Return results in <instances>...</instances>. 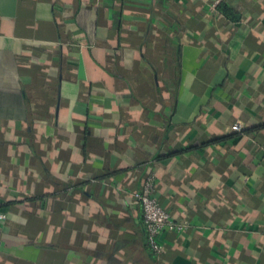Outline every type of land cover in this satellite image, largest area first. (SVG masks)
Masks as SVG:
<instances>
[{
    "label": "crops",
    "instance_id": "obj_1",
    "mask_svg": "<svg viewBox=\"0 0 264 264\" xmlns=\"http://www.w3.org/2000/svg\"><path fill=\"white\" fill-rule=\"evenodd\" d=\"M212 2L0 0V264H264V0Z\"/></svg>",
    "mask_w": 264,
    "mask_h": 264
},
{
    "label": "built area",
    "instance_id": "obj_2",
    "mask_svg": "<svg viewBox=\"0 0 264 264\" xmlns=\"http://www.w3.org/2000/svg\"><path fill=\"white\" fill-rule=\"evenodd\" d=\"M227 0H213L211 9L218 12L219 7ZM237 132L244 130L240 124L234 125ZM149 168L144 177L141 189L135 193V198L141 204L144 215V230L147 235V243L150 249L160 256L165 249L162 243V236L166 233L180 234L187 228L185 223L176 222L171 214L166 211L159 202L155 189V173ZM7 214L0 212V229L7 221Z\"/></svg>",
    "mask_w": 264,
    "mask_h": 264
},
{
    "label": "trees",
    "instance_id": "obj_3",
    "mask_svg": "<svg viewBox=\"0 0 264 264\" xmlns=\"http://www.w3.org/2000/svg\"><path fill=\"white\" fill-rule=\"evenodd\" d=\"M222 6V5H221ZM220 6V7H221ZM220 7H219V9H220ZM233 14H235V13H233ZM234 19H236L237 20V18H234ZM261 128H264V126H260V127H257V128H255L254 130L256 131V130H259V129H261ZM247 132H250L249 130H246V129H244L243 131H241V132H238L239 134H243V133H247ZM227 140V138H220V139H217V140H214V141H210V142H206V143H195L194 145H192L190 148H188L187 150H181V151H178V150H176V151H172V152H169V153H167V154H162V155H159V157H158V160H160V161H163V160H166V159H168V158H170V157H172V156H175V155H179L180 153H182V152H186V151H190V150H196V149H200V148H205V147H208V146H210V145H213V144H217V143H222V142H225ZM149 170V168L147 169V171ZM143 179H144V177H143ZM143 179H142V181H143ZM139 191V190H138ZM137 191V192H138ZM148 244V243H147ZM148 247H149V245H148ZM150 248V247H149Z\"/></svg>",
    "mask_w": 264,
    "mask_h": 264
}]
</instances>
